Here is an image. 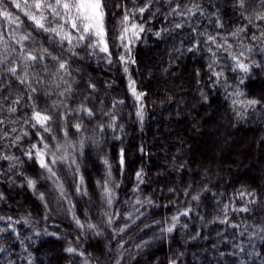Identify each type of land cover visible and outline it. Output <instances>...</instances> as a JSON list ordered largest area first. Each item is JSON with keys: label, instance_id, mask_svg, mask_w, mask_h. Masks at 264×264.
<instances>
[{"label": "trees", "instance_id": "trees-1", "mask_svg": "<svg viewBox=\"0 0 264 264\" xmlns=\"http://www.w3.org/2000/svg\"><path fill=\"white\" fill-rule=\"evenodd\" d=\"M104 3L110 55L80 47L76 57L61 55L11 0L0 6L23 21L16 28L0 19V30L30 33L26 50L46 47L68 63L67 71L50 58L27 72L18 65L17 75L6 71L12 63L0 69V264H264V20L256 19L264 7L259 0H247L246 10L236 0ZM126 13L129 26L144 27L138 39L129 33L131 42L119 39ZM230 54L250 72L235 69ZM253 99L260 103L249 106ZM34 108L53 116L51 133L32 126ZM41 136L50 153L60 146L57 155L67 157L52 165L55 177L27 155Z\"/></svg>", "mask_w": 264, "mask_h": 264}, {"label": "snow or ice", "instance_id": "snow-or-ice-1", "mask_svg": "<svg viewBox=\"0 0 264 264\" xmlns=\"http://www.w3.org/2000/svg\"><path fill=\"white\" fill-rule=\"evenodd\" d=\"M246 2L247 0H236L234 7H239L242 10H246ZM259 2L261 6L264 7V0H259ZM3 3L4 0H0V6H2ZM11 3L13 7L24 13V16L28 21L31 22V26L34 28V30L48 34L47 39L50 43L58 42L61 55H63L64 52H70L72 57H76L79 55L76 49L80 47L98 49L99 52L110 55L109 46L106 39L107 32L105 29V8L108 7V5L104 3V0H11ZM148 6V4H145L144 7L137 9V11L142 14L146 11ZM177 7H179V5H177ZM175 11L176 10L173 9V12ZM191 11L192 10L189 9V12ZM0 19L8 21L9 24H14L16 28H20L23 23L19 17H13L12 13L9 12L7 8H0ZM256 19L264 20V12L258 13ZM129 20L130 17L126 13L123 16V19L120 21V23L124 25L119 36V39L122 42L125 40H129V42H131L129 33H131V37L138 39L139 33L144 31L142 24L131 23L129 26ZM249 23H252L251 18H249ZM177 27H180V25L178 24ZM243 30L244 29H240L239 31ZM10 31V28L0 30V69L9 63H12L17 66L7 67L6 71L13 75H17L19 70L18 65L23 64L24 70L27 72V68L33 67L36 64L45 61L47 58H50L52 61L57 62V71H67V61L61 60L58 55H53V53L50 52L48 48L42 47L38 50L34 49L33 51L26 50L25 42L31 40L30 33L26 35L13 34L8 36L7 33ZM156 35L159 36L160 33L157 32ZM233 35H238V33H234ZM261 36L264 37V33H262ZM254 38L260 39V37ZM208 39L211 43L216 44L217 48L221 47L214 37L210 36ZM225 42L227 43V41ZM65 45H67V47H65ZM124 46L127 47V45ZM229 47H231V45H229ZM249 51H251V49H249ZM14 54L17 59L9 60V57L13 56ZM230 55L236 62L235 69H239L244 73L250 72L249 64L242 62L235 55ZM241 55H243V53H241ZM121 59L123 60V57H121ZM213 63H215V61ZM209 68H212V64L209 65ZM45 71H47L46 65ZM125 71H127V68H125ZM215 75L219 77L223 75V73H215ZM18 78L20 79L21 83H26L27 81V75H25L23 78ZM37 82L40 83V81ZM29 87H31V85H29ZM57 87H59V85H57ZM89 87L94 88V85H89ZM129 87L136 100L140 101L143 93L136 92L134 82L130 81ZM31 91L34 93L36 92V89L31 88ZM65 91L70 92L71 85H69ZM29 98L31 99L32 97L30 96ZM18 102L19 101L17 100L16 103ZM258 103H260V101L255 99L247 101L249 106H254ZM9 111L14 112L15 108H9ZM78 111L86 113L89 117L93 116V112L86 107L82 106ZM140 114L141 113H138V115ZM52 119V115L37 111L35 108L33 110L32 116L30 117V120L35 121L32 126L34 128L37 126L42 128L43 132L45 133H51V128L48 125ZM27 122L28 121H26V123ZM0 123H3V121H0ZM74 127L77 132L81 130L80 124H76ZM13 131H15V129H13ZM37 135H40V133L38 132ZM65 135H67V132H65ZM41 144L42 147L40 146ZM50 147L51 146L48 143L44 142V137L41 136L38 143H33L31 145V149L27 155L29 159H33L34 157L40 168L49 172L52 177H55L56 173L53 171L52 165H55L58 162H64L67 160V157L57 155V152L60 151V146H57L56 152L51 153ZM2 158L9 160L13 159V157L9 156H4ZM72 163L75 164V160H72ZM105 163L107 162L105 161ZM121 164H123V154L121 155ZM137 179L142 182L141 173L139 172L137 173ZM27 183L30 188L35 186V181L31 179H29ZM58 187L61 193H63V186ZM104 191L105 196L108 199V204L111 205L113 193L111 189L107 187V185H105ZM0 198H2V195H0ZM43 198L44 197L41 196V199ZM193 199H197V197H193ZM147 202L151 203V201ZM137 203L141 202L137 201ZM240 211H247V209H240ZM180 215H188V211H185ZM128 219H131V214H129L128 217H125V220ZM172 220L178 223L179 216H173ZM132 222L135 223L134 220ZM108 223H113L111 218H109ZM76 224L81 227L83 226L78 219L76 220ZM88 227L94 228L95 225L89 224ZM127 227H129V225L126 223L123 228L118 229V232H124ZM174 227L175 223L165 229V231L171 233ZM145 243L148 242L146 241ZM137 247H140V245H137ZM67 251L69 253H73L75 252V249L69 247ZM117 264H119V262H117Z\"/></svg>", "mask_w": 264, "mask_h": 264}]
</instances>
